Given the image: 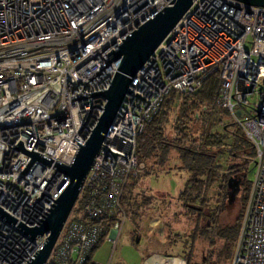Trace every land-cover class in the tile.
<instances>
[{"label": "built area", "instance_id": "2783aa9c", "mask_svg": "<svg viewBox=\"0 0 264 264\" xmlns=\"http://www.w3.org/2000/svg\"><path fill=\"white\" fill-rule=\"evenodd\" d=\"M169 1L0 0L2 210L27 227L45 216L67 179L35 159L20 173L30 156L11 147L19 139L24 149L68 165L105 103L101 95L69 97L105 90L118 64H106L105 53ZM213 73L214 104L252 149L229 264H264V7L241 0H192L137 70L83 179L82 207L70 210L43 264H85L105 224L112 253L128 219L121 202L127 184L143 169L136 136L170 91L179 100ZM3 222L0 264H24L44 237L30 240Z\"/></svg>", "mask_w": 264, "mask_h": 264}, {"label": "rangeland", "instance_id": "374dc122", "mask_svg": "<svg viewBox=\"0 0 264 264\" xmlns=\"http://www.w3.org/2000/svg\"><path fill=\"white\" fill-rule=\"evenodd\" d=\"M198 115L200 113L195 111L194 116L196 117L190 122L189 134L194 135V139L205 129L200 123V118L195 121ZM223 120L224 123L230 122L228 115H225ZM226 127L232 134L231 139L237 141L240 136L239 131L236 130L234 125ZM214 129L217 130L218 127ZM170 153L172 158L168 161V165H153V172L141 177V179L144 177V180H141L143 186L137 184L130 192L129 208L125 206L128 219L112 253L110 243L103 239L91 252L92 261L104 263L109 259V264H142L148 257L144 264H183L182 259L187 256L189 264L230 263V259L226 260L224 253L221 252L220 256L217 255L219 244L222 242L217 227L231 226L236 222V217H239L241 213L247 189L238 190L231 199L227 200L225 185L219 183L220 178H217V181L208 192V196L211 198L210 205L213 207L215 201L219 205L222 200L225 201V205L227 201V205L223 210L216 212L212 220V226L207 230L204 237L198 232L196 234L194 231L196 228L198 229L197 225L202 226V222L206 223L207 220L197 222L194 214L187 212L186 208L178 201L172 198L170 201H160L158 196L163 194H168L169 197L176 196L182 190L186 180L185 171L171 169L176 163V159L174 157L175 151L171 150ZM236 155H239V153L231 152L229 156H226L225 166L227 165V167H224L225 173L229 172L227 171L230 170L229 165L236 164L237 173L242 175V182L246 187L252 176L249 162L252 157V150L249 144H244L240 155ZM220 158L222 157L216 158L214 163L221 164ZM148 195L154 196L156 199L150 198L149 202L144 203L143 198L149 197ZM219 208H222V205H219ZM204 212L207 213V209ZM133 234L137 235L139 239L136 244L130 238ZM161 255H170L173 258H165Z\"/></svg>", "mask_w": 264, "mask_h": 264}, {"label": "trees", "instance_id": "16d2710c", "mask_svg": "<svg viewBox=\"0 0 264 264\" xmlns=\"http://www.w3.org/2000/svg\"><path fill=\"white\" fill-rule=\"evenodd\" d=\"M218 87L219 80L217 75L213 73L202 81L200 87L195 92L182 96L179 100L176 99L175 93L170 91L163 98L156 113L144 124L141 132L136 136V158L139 162H142L144 158L153 157L155 151H157V164L163 165L169 154V148L176 150L178 161L171 169H182L185 171L186 180L182 190L176 196L170 198L178 201L179 204L186 208L187 212L194 214L197 222L207 220L206 223L202 222V226L198 224V229L196 228L194 231L203 237L212 226V220L216 212L223 210L227 205V201L225 205V201L223 200L219 204L222 205V208H219L217 201H215L213 207L210 205L211 198L208 196V192L215 181H217V178H220L219 183L225 185V190H227L226 181L229 177L240 180V190L248 189V183L245 187L242 182V175L237 173V168H235L236 164L229 165L230 170H227L229 172L225 173L224 167H227V165L225 166L226 156H229L231 152H238L240 155L243 145L246 143L249 144V142L236 127V130L240 133L239 139L237 141L231 139L232 134L226 126L233 125V123L231 121L224 123L223 118L227 115L226 111L214 104ZM203 106L205 108L202 109ZM195 111L200 113L195 121L200 118V123L205 128L197 135L196 139H194V135L189 134L190 122L196 117L194 116ZM215 127H218V129H214ZM168 129L172 133L170 137L168 136ZM219 157H222L219 160L222 162V165L220 163H214L216 158L218 159ZM142 171L135 177H132L128 182L121 201L124 207L128 206L129 208L128 202L131 199L130 192ZM151 197L155 198L154 196ZM151 197L143 198V202H149ZM170 200L168 199V201ZM82 203L83 196L79 195L73 205L72 211L78 212L82 207ZM205 209H207V213L204 212ZM239 219L240 215L236 217V222L231 226L224 225L220 228L216 225L214 226L215 228L217 227L218 234L222 238L217 255L220 256L224 253L226 260L231 259L233 241L238 230ZM103 227L105 228H103L102 235L90 250L85 264L90 263L91 252L104 239L107 224L103 225ZM231 227L232 229H230ZM183 258L185 264L190 263L187 256Z\"/></svg>", "mask_w": 264, "mask_h": 264}, {"label": "water", "instance_id": "95a60500", "mask_svg": "<svg viewBox=\"0 0 264 264\" xmlns=\"http://www.w3.org/2000/svg\"><path fill=\"white\" fill-rule=\"evenodd\" d=\"M191 1L192 0H170L162 9H160L158 12H154L151 17L138 24L133 30L126 34L123 39H120L118 42H116L118 45L115 51H112L110 49L105 53L107 58L103 60L106 64L110 61L118 60L117 67L113 73L108 87L105 90L91 93H84L80 91L79 95L69 97L70 101L94 95H101V97L105 100V103L101 114L97 118L96 124L91 129L85 141L82 144H79L74 140V142H76L77 148L71 162L68 165L60 163L56 160H51L49 157L32 151V147L30 151L24 149L22 141L19 139L13 145V147H11L27 156H30L29 160L20 173L23 174L30 163L35 159L43 163L44 165L55 169L57 172L63 174L67 179L66 186L53 200V204H50L51 207L47 208L48 212H43L45 216H43L42 219L39 218L38 220L40 221L38 223L36 222V225L27 227L24 225V223H21L0 208V218L4 222L24 234L30 240L37 239L40 236L44 237V240L39 245V248L36 249L30 257H28L27 261H25L24 264L44 263L65 219L67 218L70 210L74 205L75 200L78 197L83 179L92 165L93 159L99 150L101 142L103 141L104 136L115 117V113L117 112L123 100V96L127 92H131V90L128 89L131 79L134 77L137 70H139L143 66L145 61H147L148 57L156 49V47L167 35V33L178 22L185 10L190 6ZM241 1H243L247 5L264 7V0ZM97 74L98 72H95V75ZM236 184V178L229 177L227 179V200L231 199L236 193ZM42 194L43 193L39 192V197L35 198V202L39 200ZM133 242H138L137 235H135Z\"/></svg>", "mask_w": 264, "mask_h": 264}, {"label": "crops", "instance_id": "0c3cea01", "mask_svg": "<svg viewBox=\"0 0 264 264\" xmlns=\"http://www.w3.org/2000/svg\"><path fill=\"white\" fill-rule=\"evenodd\" d=\"M168 136L170 137V135L172 134L171 133V131L168 129ZM170 133V134H169ZM171 150H174L175 151V155H174V157H175V159H176V163H177V152H176V150L174 149V148H169V154L167 155V158H166V160L164 161V163H163V165H161V166H164V165H168V161L172 158L171 156H170V152H171ZM170 156V157H169ZM157 159H158V156H157V151H155V155L153 156V157H149V158H144L143 160H142V165H143V171H142V173L138 176V178H137V182L135 183V185H139L140 184V186L142 187L143 185H142V183H141V180H144V177H143V179H141V177L143 176V175H147V174H149V173H151V172H153V168H154V166L153 165H155V164H157ZM174 159V160H175ZM149 160H150V162H149ZM149 162V163H148ZM175 163V164H176ZM175 166V165H174ZM173 167V166H172ZM135 185L132 187V189L133 188H135ZM143 191H146V190H143ZM147 192V191H146ZM149 194V193H148ZM149 197H151L150 195H148ZM159 197H160V201H164V200H168V199H171L169 196H168V194H163V195H158ZM166 196H168V197H166ZM152 198V197H151ZM153 200L154 199H156V198H152ZM139 240V239H138ZM166 256H170V255H166ZM148 258V257H147ZM146 258V259H147ZM145 259V260H146ZM144 260V261H145Z\"/></svg>", "mask_w": 264, "mask_h": 264}, {"label": "flooded vegetation", "instance_id": "af4514ba", "mask_svg": "<svg viewBox=\"0 0 264 264\" xmlns=\"http://www.w3.org/2000/svg\"><path fill=\"white\" fill-rule=\"evenodd\" d=\"M237 180V184H236V186H235V189H236V192L238 191V190H240L239 189V186H240V180L237 178L236 179ZM130 238H131V241L133 242V240H134V238H135V235L133 234V235H131L130 236ZM139 241V240H138ZM138 243V242H137Z\"/></svg>", "mask_w": 264, "mask_h": 264}, {"label": "bare ground", "instance_id": "6f19581e", "mask_svg": "<svg viewBox=\"0 0 264 264\" xmlns=\"http://www.w3.org/2000/svg\"><path fill=\"white\" fill-rule=\"evenodd\" d=\"M146 260H147V259H146ZM146 260H145V261H146ZM145 261H144V262H145ZM144 262H143V264H144ZM164 262H165V261H164ZM165 263H166V262H165ZM167 263H168V262H167ZM168 264H169V263H168Z\"/></svg>", "mask_w": 264, "mask_h": 264}]
</instances>
